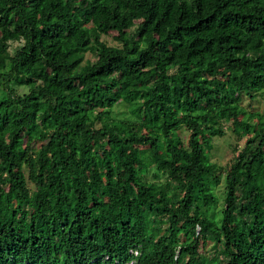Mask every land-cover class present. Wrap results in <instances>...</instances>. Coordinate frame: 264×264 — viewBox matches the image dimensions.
<instances>
[{
    "label": "trees",
    "instance_id": "trees-1",
    "mask_svg": "<svg viewBox=\"0 0 264 264\" xmlns=\"http://www.w3.org/2000/svg\"><path fill=\"white\" fill-rule=\"evenodd\" d=\"M0 264H264V0H0Z\"/></svg>",
    "mask_w": 264,
    "mask_h": 264
},
{
    "label": "rangeland",
    "instance_id": "rangeland-1",
    "mask_svg": "<svg viewBox=\"0 0 264 264\" xmlns=\"http://www.w3.org/2000/svg\"><path fill=\"white\" fill-rule=\"evenodd\" d=\"M113 35H114L113 33H110L107 36H102L101 39L108 46H115L116 44L112 40ZM18 44L19 43H17V42L10 43V45H9V52L12 53L13 50L15 48H17ZM84 55H85L84 56L85 59L91 60L93 58V56L91 54L85 53ZM18 91L24 92V89L19 88ZM242 105L245 106L246 105V102L244 101L242 103ZM255 105H256L257 110L260 111L261 110V101L258 104H255ZM223 129H224V132H225L224 136L223 137H220V138L213 139L212 142H213V147L214 148H213V150H212V152L210 154V159L211 160H214L215 162H217L218 165H223L226 161H228L231 158L230 152L228 151V147H229V145L231 143H232V145L234 143L233 142L234 140H233V138L230 137V134H229L228 130L226 129V127L223 128ZM178 134H179V136L181 138H184L185 139L187 137V132H185L184 130H180ZM241 146H242V141H239L237 143V148H240ZM221 187H222V184L220 183V184H218L216 186V188L214 189V191L216 193L219 192L221 190Z\"/></svg>",
    "mask_w": 264,
    "mask_h": 264
}]
</instances>
